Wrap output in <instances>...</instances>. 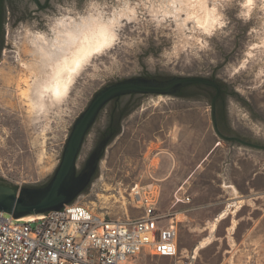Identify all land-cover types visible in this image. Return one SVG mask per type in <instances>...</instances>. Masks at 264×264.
Returning <instances> with one entry per match:
<instances>
[{"label":"rangeland","instance_id":"1","mask_svg":"<svg viewBox=\"0 0 264 264\" xmlns=\"http://www.w3.org/2000/svg\"><path fill=\"white\" fill-rule=\"evenodd\" d=\"M152 1L157 0H88L83 13L62 10L38 18L16 16L6 24L7 44L0 55V179L6 184H42L51 168L58 167L68 131L71 133L76 119L87 110L94 92L109 81L145 74L146 70L150 75L218 77L231 92L232 122L243 135L264 143V0H254L251 8L248 0H219L221 21L213 31L203 33L193 23L180 31V22L173 17L161 22L155 19ZM32 3L16 0L13 4L18 11ZM65 4L74 5L72 0ZM128 4L136 9V19H123L117 41L92 58L74 80L61 108L38 112L32 93V97L23 95L32 85L34 89V78L26 79L18 60L25 46L16 39L19 33L23 37L31 31L52 39L60 19L85 20L93 14L89 10L93 6L109 18ZM22 54L25 60H32ZM211 113L205 99L147 97L123 120L122 131L101 162L100 179L73 205L115 221L140 216L134 186H151L158 196V181L171 176L178 158L182 163L197 164L215 143H229L216 136ZM180 148L177 158L174 152ZM186 149L194 155L186 158ZM258 152L264 162V150ZM216 166H212L215 171Z\"/></svg>","mask_w":264,"mask_h":264},{"label":"crops","instance_id":"2","mask_svg":"<svg viewBox=\"0 0 264 264\" xmlns=\"http://www.w3.org/2000/svg\"><path fill=\"white\" fill-rule=\"evenodd\" d=\"M181 151L174 152L177 158ZM258 155L251 147L220 142L200 163L178 158L171 176L158 181L157 207L162 225L178 224L177 252L161 257L141 251L131 264H264V162Z\"/></svg>","mask_w":264,"mask_h":264},{"label":"built area","instance_id":"3","mask_svg":"<svg viewBox=\"0 0 264 264\" xmlns=\"http://www.w3.org/2000/svg\"><path fill=\"white\" fill-rule=\"evenodd\" d=\"M132 194L143 203L144 214L125 220H109L73 204L65 206V213L24 219L0 211V264H131L145 250L175 256L178 224L162 225L159 195L138 185Z\"/></svg>","mask_w":264,"mask_h":264},{"label":"bare ground","instance_id":"4","mask_svg":"<svg viewBox=\"0 0 264 264\" xmlns=\"http://www.w3.org/2000/svg\"><path fill=\"white\" fill-rule=\"evenodd\" d=\"M211 1L157 0L152 1L150 8L153 17L160 22L173 17L180 22L178 25L180 31L186 30L185 28L193 23L194 29L203 33L213 31L221 21L219 0H213V6ZM253 1H247L248 8H251ZM94 12L85 20L64 18L56 21L52 30L54 34L52 39L45 34L31 31H27L23 37L19 33V38H16L19 43L25 45L23 52L17 57L22 64L24 74L28 76L26 79L34 78V89H31L32 85L23 95L31 96L32 93L33 97H31L36 101L38 112L45 114L51 112L55 106L61 108L77 76L82 75L88 68L87 65L92 58L99 57L110 47H104L100 52H96L95 49L103 44L105 39L114 37L111 40L112 47L118 39L117 31L123 19L134 20L137 16L136 9L131 5L120 9L117 13L113 12L109 18L102 12L98 13L97 10ZM22 53L32 57V60H25ZM25 82L28 84L30 81L25 80ZM58 89L61 93L59 96ZM46 98L50 100L48 103ZM48 125H50L49 121Z\"/></svg>","mask_w":264,"mask_h":264},{"label":"water","instance_id":"5","mask_svg":"<svg viewBox=\"0 0 264 264\" xmlns=\"http://www.w3.org/2000/svg\"><path fill=\"white\" fill-rule=\"evenodd\" d=\"M145 74L150 75L147 70ZM195 84L216 89L217 93L211 104V118L215 133L217 136H221L215 118V100L221 96L222 92L217 80L201 76L183 77L179 75L173 76L167 81L156 78L148 79V77L142 76L123 78L114 83L107 84L99 92L95 93L87 110L76 119L71 133L68 131L63 156L61 161H59L58 167L53 166L50 174L43 181L45 183L52 177L47 185L44 187H15L6 183H0V211L5 216L14 217L15 219L42 216L46 213H65V206L73 204L79 197L89 193L96 181L100 179L101 160L107 149L114 145L117 135L122 131L123 122L114 138L112 133L105 136L93 149L96 145L100 129L97 127L95 131H92L90 134L89 132L96 124L101 111L111 100L119 99L126 95H145L137 99V104L132 110L134 111L147 97H176L182 90ZM132 111L127 116L131 117ZM99 127H104L103 120L100 122ZM112 138L113 140L111 141ZM246 144L251 146V148L264 150V145H256L251 142H246ZM82 148V158H87L91 154L87 162H85L84 168L79 172L77 162ZM99 162V177L92 183L90 189L85 192L98 170Z\"/></svg>","mask_w":264,"mask_h":264},{"label":"flooded vegetation","instance_id":"6","mask_svg":"<svg viewBox=\"0 0 264 264\" xmlns=\"http://www.w3.org/2000/svg\"><path fill=\"white\" fill-rule=\"evenodd\" d=\"M15 1L16 0H4V2H3V12H2V20H1L2 26H1V37H0V41H1L0 55L3 51V49H5V45L7 44L6 40H5L6 24L10 20H12V19L14 20L16 16H17V18H25V17H28L29 19L33 18V17L38 18V16L41 17L43 13L49 14V13L62 11V10H63V12L71 11L69 13H74V12L75 13H78V12L83 13L86 11V9H87L86 5L88 4V0H72L74 5H68V4L66 5L65 0H28V1H31L33 3L29 4V5H25L27 8H25L24 10H18L17 11L15 9L14 4H13V3H15ZM100 1H104V0H100ZM96 4H98V2H96ZM89 10L93 11V13H95L94 12L95 10H97L98 13L102 12L101 11L102 9L98 8L96 6L91 7V9H89ZM45 19H48V18H44V20ZM138 76L148 77V79L156 78L159 80H166V81L169 80L171 77H173L171 75L170 76H157V75H148V74H141ZM174 76H176V75H174ZM129 77H131V76H129ZM133 77H135V76H133ZM126 78H128V77H126ZM209 78L217 80L219 82V85L221 86V90H222L221 96L217 97L215 100V107H216L215 118H216L219 133L221 134V136H217V134H216V136L219 137L223 141H226L229 143H234L235 145H243V146L251 147V146H248L246 144V142L247 143L251 142L252 144H256V145H264V143H261L259 141H255V140L251 139L249 136H246V135H243V133H240L241 132L240 129H238L235 126L234 122H232L231 117H230V112H229V108H228V98H229L231 92L228 90L227 84H225L221 80H218V77H216V76H211ZM116 81H119V80L109 81L104 86H106L107 84H110L112 82L114 83ZM104 86H101L97 91L94 92V94L99 92ZM193 86L194 85L185 88L176 97H180V98H183L185 100H193L196 98H201V99H205L211 105L213 102V98L216 95L215 94L213 97H210L211 96L210 88H212V87H208V86L203 85L206 88H201V90H200V89H198V87H193ZM216 93H217V91H216ZM140 96H145V95H126V96H123L119 99L111 100L105 106V108L101 111L96 124L92 127V129L89 132V134H90L92 131H95V129H97V127L100 129L98 137H97L96 145L93 147V149L101 142V140L105 136L112 133L113 138L115 137V135L119 132V129L121 128L123 120L127 117L128 113L134 109L135 105L137 104L136 101ZM102 120L104 123V127H99V124ZM89 134H88V136H89ZM88 136H87V138H88ZM113 138L111 139V141L113 140ZM86 141H87V139H86ZM111 141H110V143H111ZM85 144H86V142H85ZM83 147H84V145H83ZM251 149L260 150V149H256V148H251ZM82 152H83V148H82L81 154H80L78 162H77V168H78L79 172L84 168L85 162H87V160L91 154L90 153L87 156V158H82L81 157ZM105 154H106V152H105ZM105 154H104V156H105ZM104 156H103V158H104ZM103 158H102V160H103ZM102 160H101V162H102ZM99 172H100V162L98 165V170H97L94 178L91 180L89 186L85 190V192H87L90 189L92 183L99 177ZM51 178H49V180L46 181L45 183H43V184L40 183L38 185H47V183L50 181Z\"/></svg>","mask_w":264,"mask_h":264},{"label":"trees","instance_id":"7","mask_svg":"<svg viewBox=\"0 0 264 264\" xmlns=\"http://www.w3.org/2000/svg\"><path fill=\"white\" fill-rule=\"evenodd\" d=\"M3 2L4 0H1L0 2V14H1V20H2V12H3ZM0 20V37H1V26H2V21ZM0 48H1V41H0ZM193 87H198V89L201 90V88H206L204 87L203 85L201 84H195ZM210 93H211V96L210 97H213L215 94H216V90L213 89V88H210ZM0 183H6L5 180L3 179H0ZM35 186H41V187H44L45 185H35Z\"/></svg>","mask_w":264,"mask_h":264},{"label":"snow or ice","instance_id":"8","mask_svg":"<svg viewBox=\"0 0 264 264\" xmlns=\"http://www.w3.org/2000/svg\"><path fill=\"white\" fill-rule=\"evenodd\" d=\"M112 39H114V37L113 38H107V39H105V41H104V43L103 44H101L100 46H98L96 49H95V51L96 52H100L101 50H102V48H104V47H111V40ZM77 67H79V62H77ZM72 71H75V69H72ZM65 87H66V85H65ZM61 93H60V91H59V89L57 90V95L59 96Z\"/></svg>","mask_w":264,"mask_h":264}]
</instances>
